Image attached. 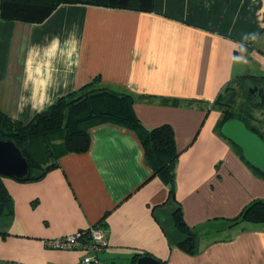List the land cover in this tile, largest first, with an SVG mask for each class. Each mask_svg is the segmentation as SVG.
Instances as JSON below:
<instances>
[{
  "label": "crops",
  "instance_id": "crops-1",
  "mask_svg": "<svg viewBox=\"0 0 264 264\" xmlns=\"http://www.w3.org/2000/svg\"><path fill=\"white\" fill-rule=\"evenodd\" d=\"M247 74L264 80V0H153L149 11L62 3L38 23L0 19L2 111L25 123L94 81L130 94L147 129L170 124L178 153L173 197L137 133L112 122L92 126L86 151L62 154L38 179L2 176L12 211L0 218V259L81 264L83 250L45 241L100 223L108 245L98 256L108 264H134L135 255L264 264V223L232 224L264 199V175L221 134L216 102L236 103ZM253 113L263 129L264 107ZM178 205L197 234L192 254L177 244Z\"/></svg>",
  "mask_w": 264,
  "mask_h": 264
},
{
  "label": "trees",
  "instance_id": "trees-1",
  "mask_svg": "<svg viewBox=\"0 0 264 264\" xmlns=\"http://www.w3.org/2000/svg\"><path fill=\"white\" fill-rule=\"evenodd\" d=\"M62 3L140 11H149L153 7V0H0V19L38 23L47 18ZM249 78L264 84V80L247 74L236 82L242 87V93L239 96L241 102L237 100L235 103L234 97L230 100L231 102H221V98H217L216 102L223 110L220 126L226 119L238 117L264 139V131L259 123H255L256 117L253 113L254 109L264 107V99L258 104L260 97L256 100L246 86ZM103 122L128 127L137 133L143 147L145 161L153 172L168 185V193L173 197L174 163L178 153L171 125L164 123L147 129L141 124L133 110V97L130 94L107 87H96L94 81L71 93L59 96L25 123L10 117L0 109V138L13 140L27 159L28 175L17 179L35 180L42 177L49 169L56 167L57 160L62 154L86 151L90 145L89 129ZM238 150L240 151L239 147ZM11 211L12 199L0 175V218L10 215ZM172 218L181 235L178 246L183 251L192 254L195 251L197 234L184 221L179 205L174 209ZM232 222V224L264 223V199L251 200L233 218ZM91 226L104 230L100 223ZM137 256L132 258V263L136 261Z\"/></svg>",
  "mask_w": 264,
  "mask_h": 264
},
{
  "label": "water",
  "instance_id": "water-1",
  "mask_svg": "<svg viewBox=\"0 0 264 264\" xmlns=\"http://www.w3.org/2000/svg\"><path fill=\"white\" fill-rule=\"evenodd\" d=\"M255 90L249 89L251 93ZM220 132L239 147L242 157L248 164L264 174V139L257 132L251 130L238 117L226 119L220 126ZM28 172L27 159L19 146L11 139L0 138V175L17 179L25 178ZM134 264H163V262L151 255H141Z\"/></svg>",
  "mask_w": 264,
  "mask_h": 264
},
{
  "label": "built area",
  "instance_id": "built-area-1",
  "mask_svg": "<svg viewBox=\"0 0 264 264\" xmlns=\"http://www.w3.org/2000/svg\"><path fill=\"white\" fill-rule=\"evenodd\" d=\"M45 244L57 249H81L84 251L81 264H108L98 255L107 245L105 231L99 227L90 226L87 230L55 237L45 241ZM0 264H21L18 261L0 260Z\"/></svg>",
  "mask_w": 264,
  "mask_h": 264
},
{
  "label": "flooded vegetation",
  "instance_id": "flooded-vegetation-1",
  "mask_svg": "<svg viewBox=\"0 0 264 264\" xmlns=\"http://www.w3.org/2000/svg\"><path fill=\"white\" fill-rule=\"evenodd\" d=\"M252 79L253 78H251L250 83L254 85L253 89H256L255 92L253 93V95H254V97H261L263 87H262L261 83H259L258 81H254ZM259 90H261V91L259 92Z\"/></svg>",
  "mask_w": 264,
  "mask_h": 264
},
{
  "label": "rangeland",
  "instance_id": "rangeland-1",
  "mask_svg": "<svg viewBox=\"0 0 264 264\" xmlns=\"http://www.w3.org/2000/svg\"><path fill=\"white\" fill-rule=\"evenodd\" d=\"M249 69H250V72L253 74V73H257L258 72V69H256V67L253 65V64H250V67H249ZM253 84H248V86H247V88H253ZM224 96H222L221 97V102L223 101V98ZM238 99V101H239V97H237ZM256 100H258V98H256ZM219 104V103H218ZM258 112L256 111V114H257ZM263 131H264V128H263ZM2 177V176H1Z\"/></svg>",
  "mask_w": 264,
  "mask_h": 264
}]
</instances>
